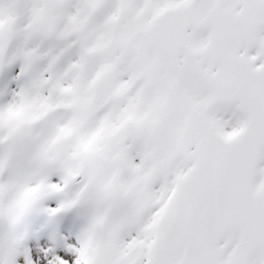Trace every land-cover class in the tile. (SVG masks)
Masks as SVG:
<instances>
[{"label": "snow or ice", "instance_id": "snow-or-ice-1", "mask_svg": "<svg viewBox=\"0 0 264 264\" xmlns=\"http://www.w3.org/2000/svg\"><path fill=\"white\" fill-rule=\"evenodd\" d=\"M0 264H264V0H0Z\"/></svg>", "mask_w": 264, "mask_h": 264}]
</instances>
